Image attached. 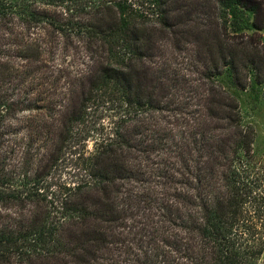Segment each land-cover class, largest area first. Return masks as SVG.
<instances>
[{"label": "trees", "instance_id": "trees-1", "mask_svg": "<svg viewBox=\"0 0 264 264\" xmlns=\"http://www.w3.org/2000/svg\"><path fill=\"white\" fill-rule=\"evenodd\" d=\"M263 29L264 0H0V264H264V150L218 81L264 87Z\"/></svg>", "mask_w": 264, "mask_h": 264}, {"label": "rangeland", "instance_id": "rangeland-1", "mask_svg": "<svg viewBox=\"0 0 264 264\" xmlns=\"http://www.w3.org/2000/svg\"><path fill=\"white\" fill-rule=\"evenodd\" d=\"M262 33L264 40V29ZM218 81L238 100L243 123L252 124L256 128L257 138L255 148L262 152L264 150V87L255 81L253 75L245 88L237 86L229 72L218 77ZM105 120L108 121L107 117H105ZM90 145H92L91 142ZM76 156L77 154L75 155L68 148L63 149L51 160L43 178L50 184L52 189H57L60 185L72 183V180L75 178L73 174L77 169L76 164L78 160ZM34 160L30 163V172H28V176L32 179L34 171L39 166L37 160Z\"/></svg>", "mask_w": 264, "mask_h": 264}]
</instances>
